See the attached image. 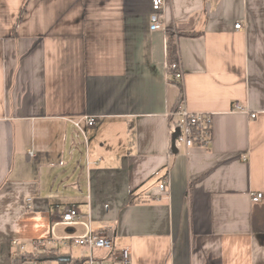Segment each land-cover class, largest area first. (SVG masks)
I'll return each instance as SVG.
<instances>
[{"label": "crops", "instance_id": "obj_1", "mask_svg": "<svg viewBox=\"0 0 264 264\" xmlns=\"http://www.w3.org/2000/svg\"><path fill=\"white\" fill-rule=\"evenodd\" d=\"M164 3L165 29L199 33L175 37L181 103L212 118L207 148L176 154L151 0H0V264L84 261L50 242L86 232L61 224L68 206L130 264H264V0ZM82 116L99 121L87 142L69 122Z\"/></svg>", "mask_w": 264, "mask_h": 264}, {"label": "built area", "instance_id": "obj_2", "mask_svg": "<svg viewBox=\"0 0 264 264\" xmlns=\"http://www.w3.org/2000/svg\"><path fill=\"white\" fill-rule=\"evenodd\" d=\"M151 13H150V30L151 31H164L165 24L162 18V11L165 5L164 0H151ZM235 30L242 29L240 23L236 24ZM170 69L174 71V78L177 81L182 79V71L179 65H172ZM169 76V75H168ZM170 77V76H169ZM233 111L236 113L245 112L243 107L239 104H235ZM256 114H249L251 119H254ZM170 119L169 134L174 135L175 130L178 129L180 135L174 141V147L178 149L184 146L187 150L191 147H204L207 148L210 142V127L212 124V118L209 114L189 113L181 103L176 111H171L168 115ZM74 129L78 134L84 137L85 142H87L86 131L93 130L97 125L98 117L93 116H82L80 119L70 120ZM171 140V139H170ZM29 156H33V152L28 153ZM245 160V157H242ZM168 186L167 181H163L159 185L160 191H165ZM263 194L260 192L252 193L250 196V202L256 204V202L261 201ZM61 224L72 225L81 224L86 226V232L79 237H54L50 242L52 244L59 242L63 246L71 242L75 247L80 249H85L88 255L85 257L84 261L80 264H130V251L128 249H120L115 251L113 249V237L111 234L104 235H93L89 230V223L81 220L78 212L73 206H68L65 208V212L61 218ZM43 241L32 242L31 245L34 249L39 250ZM12 246L19 248L21 253H24L27 249V244L19 243L18 241H12ZM102 251L107 253L105 257H96L95 253ZM26 264H45L43 259L40 260H30ZM59 264V262L57 263ZM69 264H75L74 261H69Z\"/></svg>", "mask_w": 264, "mask_h": 264}, {"label": "trees", "instance_id": "obj_3", "mask_svg": "<svg viewBox=\"0 0 264 264\" xmlns=\"http://www.w3.org/2000/svg\"><path fill=\"white\" fill-rule=\"evenodd\" d=\"M166 32V61H167V72L169 77V82L175 84L179 90V95L174 103V107L172 108V111H176L177 108L181 105V95H182V90H181V85L178 81L175 80L174 78V71L170 69V66L172 65H179L178 61V51H177V46L175 45V37L179 36H184L188 38H193L195 36H198L199 33L196 31L193 32H187V31H174L172 28H167L165 29ZM54 256V253L52 251L48 252H43L40 253L37 256H30L28 254H24L19 258L13 259L12 264H26V262L30 260H40V258H49ZM83 261H74L75 264H80ZM59 264H69V261H59Z\"/></svg>", "mask_w": 264, "mask_h": 264}, {"label": "rangeland", "instance_id": "obj_4", "mask_svg": "<svg viewBox=\"0 0 264 264\" xmlns=\"http://www.w3.org/2000/svg\"><path fill=\"white\" fill-rule=\"evenodd\" d=\"M86 136L89 140L88 132H87ZM77 137H78V139H77L78 141H82V142L84 141V137L81 134H78ZM76 151L77 152H76L74 158H72V159L76 160V159L85 158L86 154H85L84 148H80V150H76ZM69 159H71V158H69Z\"/></svg>", "mask_w": 264, "mask_h": 264}, {"label": "water", "instance_id": "obj_5", "mask_svg": "<svg viewBox=\"0 0 264 264\" xmlns=\"http://www.w3.org/2000/svg\"><path fill=\"white\" fill-rule=\"evenodd\" d=\"M179 135H180V133H179L178 129H176L174 135H172V137H171L170 148L174 154L177 153V149L174 147V141Z\"/></svg>", "mask_w": 264, "mask_h": 264}]
</instances>
